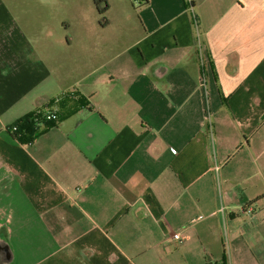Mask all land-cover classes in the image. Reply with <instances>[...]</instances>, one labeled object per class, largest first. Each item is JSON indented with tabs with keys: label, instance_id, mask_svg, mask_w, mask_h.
Segmentation results:
<instances>
[{
	"label": "crops",
	"instance_id": "crops-1",
	"mask_svg": "<svg viewBox=\"0 0 264 264\" xmlns=\"http://www.w3.org/2000/svg\"><path fill=\"white\" fill-rule=\"evenodd\" d=\"M106 1L0 0V264H264V0Z\"/></svg>",
	"mask_w": 264,
	"mask_h": 264
},
{
	"label": "trees",
	"instance_id": "trees-1",
	"mask_svg": "<svg viewBox=\"0 0 264 264\" xmlns=\"http://www.w3.org/2000/svg\"><path fill=\"white\" fill-rule=\"evenodd\" d=\"M102 1L105 4V8L101 12L104 13L107 9L108 3L106 0ZM43 121H46L47 125L49 126H54L56 124V120L47 119L43 115L33 112L25 115L24 117L18 119L15 123L11 124L8 127V130L12 136L22 142L33 141L38 135L40 123H43Z\"/></svg>",
	"mask_w": 264,
	"mask_h": 264
},
{
	"label": "rangeland",
	"instance_id": "rangeland-1",
	"mask_svg": "<svg viewBox=\"0 0 264 264\" xmlns=\"http://www.w3.org/2000/svg\"><path fill=\"white\" fill-rule=\"evenodd\" d=\"M25 1H31L32 6H27V7H31L33 9V12H40L41 9H44L48 6V8L50 9H54L55 12H57V10L60 8V5L62 3V0H15V2L17 3L16 5V9L18 13L23 12V9L25 8L24 5H22L23 2ZM92 1L93 3H95L94 6H96V4H100L101 8L104 6V2L102 0H89ZM45 3H50L49 5H45ZM103 11V10H102ZM97 14L99 17H103V12H101L99 14V11L97 9Z\"/></svg>",
	"mask_w": 264,
	"mask_h": 264
},
{
	"label": "built area",
	"instance_id": "built-area-1",
	"mask_svg": "<svg viewBox=\"0 0 264 264\" xmlns=\"http://www.w3.org/2000/svg\"><path fill=\"white\" fill-rule=\"evenodd\" d=\"M136 1H137V2H141V1H143V0H136ZM37 113L43 115V116H44L45 118H47V119L56 120V119L58 118V116H57L55 113L47 114L45 111H38ZM172 150L175 151L174 149H172ZM200 217H201V216H199V218H200ZM173 237H174L175 239L181 240V239H182L181 232H180V231L175 232V233L173 234Z\"/></svg>",
	"mask_w": 264,
	"mask_h": 264
}]
</instances>
